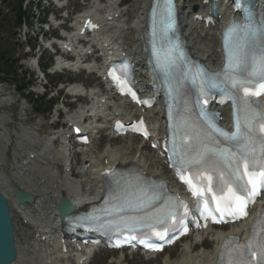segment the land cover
Returning a JSON list of instances; mask_svg holds the SVG:
<instances>
[{
	"label": "bare ground",
	"instance_id": "6f19581e",
	"mask_svg": "<svg viewBox=\"0 0 264 264\" xmlns=\"http://www.w3.org/2000/svg\"><path fill=\"white\" fill-rule=\"evenodd\" d=\"M149 1L134 0L132 5L123 10L118 9L117 0H95L93 2V6L90 7L91 14L99 17L103 24L110 27L107 28L106 33L100 35L102 41L109 43V53L112 49L119 47L120 43L127 46L129 51L134 52L138 49L143 17ZM178 2L182 10L188 42H190L194 54L208 65H215L221 58L218 52L219 36L216 37V30L207 32L204 38L202 36L204 31L199 30L189 17L191 6L194 4L201 7L202 0H178ZM222 9L227 12L226 7L223 6ZM118 12L120 16L115 18V14H118ZM109 16L114 19L107 21L106 18ZM136 57L138 58V53H136ZM105 113H107V110ZM147 114L152 118L151 120L156 127L160 118V111L156 108L148 111ZM3 119L4 117L1 116L0 120ZM19 130L20 133L15 132L13 134L17 138L18 150H24L27 146L41 143L28 129L21 128ZM3 135L5 139L10 137L9 133L5 135L0 132V137ZM118 139V141L112 139L110 146H107L101 152H97L96 156L92 152L89 153L90 149L83 150V163L86 164L87 161H90L92 168L90 171L83 173L84 165L82 164V167L78 170V173L82 172V174L79 175L77 184L70 181L68 176L56 177L54 168L57 169L55 165L58 166L62 161L63 151L61 149L54 153L49 143L43 142L42 151L37 153L38 158L35 167L24 173L28 168L18 167L14 163L6 166V151L10 141L0 140V191L5 196L11 209L16 246V257L10 264H69L67 263L68 257L62 258L59 255L53 241L54 233L52 231L58 229L54 203L59 196H66L75 208H78L83 203L95 200L101 192V186H98L97 183L98 173L96 169L104 165L105 157L109 159V167L116 162L120 164L136 163L141 166L143 173L169 177V171L163 165V159L159 158L154 151L149 150L148 153L144 147H141L140 143L137 142L138 137ZM114 144H117V146ZM19 155L21 156V152L17 151L15 153L16 158L19 159ZM68 166L67 163L66 167ZM14 187L32 194L34 200L25 204L18 203L12 191ZM223 228L213 230L211 242L203 241V244H208L207 249L203 252H201L202 249L197 251L196 245H186L176 259H167L164 264H209L214 262L219 253V247L226 236L225 233L219 231ZM43 235L51 241L47 247L43 246L40 241V237ZM208 235L210 236L211 233ZM74 256H76V262L73 264H78L82 256L78 253L72 254V258ZM117 263L120 264V260H117Z\"/></svg>",
	"mask_w": 264,
	"mask_h": 264
},
{
	"label": "snow or ice",
	"instance_id": "6c2138e0",
	"mask_svg": "<svg viewBox=\"0 0 264 264\" xmlns=\"http://www.w3.org/2000/svg\"><path fill=\"white\" fill-rule=\"evenodd\" d=\"M163 12L162 23L165 25V33L174 27V5L172 0H162ZM260 37V43L257 44V37ZM166 39V37H162ZM230 42V43H229ZM226 68L222 74L225 79L222 91L233 101L237 107L234 115L235 130L231 133L226 132L218 127L202 111L209 132L207 135L211 138L213 145L219 143L212 134L216 133L230 142L231 147L220 149L203 144L201 148L196 149L191 144L185 145L181 154V161L184 164L199 165L221 163L224 164V173H218L215 181L212 176L207 177V184H202L201 176L196 174L193 178H185L181 175L190 191L198 197V203H203V208H197L204 218L211 216L216 223H226L228 218L233 220L241 219L248 215V207L255 202V198L264 190V135L257 136V128L264 133V109L252 107L250 97L259 96L264 92V25L255 26L251 23L243 27L233 24L226 31ZM174 50V49H173ZM180 55L174 58L172 51H165L161 59L158 54V64L162 71L168 73L174 71L176 60ZM258 78L259 89L249 87L254 84V79ZM201 81L200 88L203 92L204 74L196 72L191 75L192 84L195 85L197 80ZM211 87H217L211 84ZM243 95H240V93ZM135 94L133 93V96ZM184 127H189L187 120H182ZM187 135V133H185ZM257 142L259 147L257 148ZM184 167L178 168V172H184ZM194 179L196 183H194ZM129 185L131 191L125 190L124 202L120 210L144 212L143 217L131 218L129 227H148L154 229V224H164L169 220L176 219V209L183 206L185 208L184 216L190 213L182 202L176 205H166L159 207L157 201L161 200L160 194L152 186H143L139 183ZM199 185V186H198ZM213 185L215 191H213ZM213 193L211 200L215 207L209 208V200L205 193ZM153 209L155 214H149L146 209ZM205 213L207 215L205 216ZM213 213H219L220 219H217ZM123 219V218H122ZM141 221H143L141 223ZM179 224L184 225V219L180 218ZM259 223V221H258ZM115 225L119 230L120 225L114 221H107L103 226ZM188 229L184 226L183 231ZM258 232H264V228L257 230L254 227V235L248 242L241 246L236 244L232 246V240L224 245V251L221 253L219 264H264V238L257 240ZM159 239H166L167 232H156ZM135 239V237H133ZM254 241H257L254 243ZM143 243V241H141ZM148 247L158 248L156 245L148 244ZM227 255V260L225 256ZM252 258H255L253 261Z\"/></svg>",
	"mask_w": 264,
	"mask_h": 264
},
{
	"label": "rangeland",
	"instance_id": "374dc122",
	"mask_svg": "<svg viewBox=\"0 0 264 264\" xmlns=\"http://www.w3.org/2000/svg\"><path fill=\"white\" fill-rule=\"evenodd\" d=\"M126 1L128 2L127 7L129 5H132L134 2V0H126ZM15 6H16V0H10V3L7 5V7L3 10V12L0 15V19H2L0 22V31H1L0 32V47L6 50L7 53L10 54L13 59H17L21 55V51L19 49L17 32H14L12 36H10V33H9V31L13 27L12 18H13ZM3 18L6 19L8 23H3L2 22ZM9 23H12V24L10 25ZM30 79L32 80L31 77ZM36 87L39 88L38 86ZM53 94H55L54 90L50 96H52ZM0 101L2 102L6 101V103L10 106L9 108H7L8 105H6L4 109L0 108V117L5 116L6 121L10 122L9 130H11V132H13L15 128H18L21 122L36 126L37 128L44 130V131L47 130L46 128L47 122H45L42 119V115H35L34 112L31 111L32 106L30 104L28 106L22 99L18 98L15 94V90L12 87L7 86V85H0ZM24 108L26 109L24 110ZM52 114L53 112L51 111L50 115ZM36 117H39L40 121H37V122L34 121ZM44 122L46 125L43 128H41L40 125L43 124ZM16 132L20 133V130H17ZM105 144L106 142L104 139L99 140L98 144L94 146L93 152L97 154V152L102 151L104 149ZM34 145H38V144H33L31 146H34ZM145 149L149 153V150L146 147ZM9 150L10 151L8 153V156L10 157V160L13 159L14 161H17L18 158H16L14 154V150H18L17 140L15 137L13 138V143L10 146ZM13 155L14 157L12 158ZM191 243L192 241H184L180 243L178 246H176L174 249L169 250L168 252L159 256L153 261H145L139 254L132 256V255L122 254L120 252L111 253V252L102 251L93 258L90 264H118L117 260H120L121 262L120 264H164L167 259H170V260L176 259L179 256L181 250H183V248L186 245H190ZM198 249L205 250L203 248H196L197 251Z\"/></svg>",
	"mask_w": 264,
	"mask_h": 264
},
{
	"label": "water",
	"instance_id": "95a60500",
	"mask_svg": "<svg viewBox=\"0 0 264 264\" xmlns=\"http://www.w3.org/2000/svg\"><path fill=\"white\" fill-rule=\"evenodd\" d=\"M22 21V6L18 5L17 23ZM18 198L21 201L30 199V195L21 194L15 189ZM16 257V247L14 240L13 225L11 215L9 213V206L6 198L0 192V264H10Z\"/></svg>",
	"mask_w": 264,
	"mask_h": 264
},
{
	"label": "trees",
	"instance_id": "16d2710c",
	"mask_svg": "<svg viewBox=\"0 0 264 264\" xmlns=\"http://www.w3.org/2000/svg\"><path fill=\"white\" fill-rule=\"evenodd\" d=\"M7 64H8V61H7L6 59H4V57L2 58V57L0 56V66H1V65H5V66H7Z\"/></svg>",
	"mask_w": 264,
	"mask_h": 264
}]
</instances>
